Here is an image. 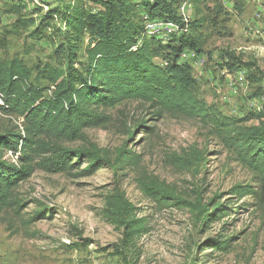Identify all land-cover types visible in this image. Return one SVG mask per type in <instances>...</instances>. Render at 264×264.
<instances>
[{
	"label": "rangeland",
	"instance_id": "374dc122",
	"mask_svg": "<svg viewBox=\"0 0 264 264\" xmlns=\"http://www.w3.org/2000/svg\"><path fill=\"white\" fill-rule=\"evenodd\" d=\"M60 2L0 0V31L17 18L3 13L8 5L23 4L26 11L37 12L39 20ZM198 10L192 4L189 20L208 18L201 29L204 52L182 55V61L193 68L198 95L227 116L264 113V0H204ZM138 13L143 16L141 10ZM57 24L40 38L27 37L32 28L12 34L3 56L22 57L29 66L45 61L59 65L55 51L64 36ZM227 52L255 62L256 68L229 71L223 62ZM163 58L160 52L155 61L164 65ZM251 74L262 81L252 82ZM105 115L108 119L102 125L86 128L82 137L62 143L71 149L96 146L110 164L86 177L37 170L20 183L14 195L17 207L0 215V264H264L262 212L251 196L230 193L237 184L252 183V174L236 161L211 125L196 118L154 116L137 100L118 103ZM258 123L253 119L244 124ZM16 124L22 126L21 117L0 112V130ZM195 149L206 153L199 172L187 168L182 159ZM130 153L135 157L126 161ZM6 157L16 161L10 151ZM86 166L83 161L82 168ZM151 179L187 198H193L198 187L204 202L215 198L228 204L231 213L205 230L190 208L157 206L145 189ZM117 191L138 207L137 215L145 218L148 229L125 260L114 254L122 229L103 212L107 198ZM40 213L44 217L32 221ZM225 236H235L229 249H206L212 244L209 238Z\"/></svg>",
	"mask_w": 264,
	"mask_h": 264
},
{
	"label": "trees",
	"instance_id": "16d2710c",
	"mask_svg": "<svg viewBox=\"0 0 264 264\" xmlns=\"http://www.w3.org/2000/svg\"><path fill=\"white\" fill-rule=\"evenodd\" d=\"M60 1L39 20L37 12L26 11L23 4H11L3 10L17 18L0 31V112L21 117L22 126L0 130V215L17 207L15 189L37 170L86 177L110 164L96 146L71 149L62 142L74 141L82 137L86 128L102 125L108 119L107 109L126 100H137L154 116L196 118L211 125L236 161L252 174V183L237 184L230 193L240 198L251 196L264 220V113L251 112L242 118L223 114L198 95L193 68L182 61L186 52L198 56L204 52L201 29L208 18L185 22L179 9L193 4L198 10L204 0ZM149 18L175 21L180 32L162 37L165 41L147 37L145 22ZM57 23L64 36L55 51L59 65L45 61L29 66L22 57L3 56L12 34L32 28L27 37L40 38L47 29H55ZM160 52L164 54V65L155 61ZM226 55L224 67L231 72L256 68L255 62L244 61L235 53ZM250 78L254 83L262 81L255 74ZM42 80L46 83L42 84ZM253 119L259 123L244 124ZM9 151L15 162L6 157ZM134 157L130 153L125 159L131 161ZM182 159L195 172L207 161L206 153L197 149ZM83 161H87L84 168ZM145 189L159 207L190 208L205 230L231 213L228 204L217 203L215 198L204 202L198 187L193 189V198L179 195L157 179H151ZM103 212L110 223L122 229L114 254L125 260L137 248L139 236L148 231L147 222L138 217V207L120 191L107 198ZM44 215L40 213L32 221ZM234 238H209L212 244L206 249L225 251Z\"/></svg>",
	"mask_w": 264,
	"mask_h": 264
},
{
	"label": "bare ground",
	"instance_id": "6f19581e",
	"mask_svg": "<svg viewBox=\"0 0 264 264\" xmlns=\"http://www.w3.org/2000/svg\"><path fill=\"white\" fill-rule=\"evenodd\" d=\"M191 8H192L191 5L185 4L182 6L181 9H179L180 14L185 22L190 21L189 14L191 12L190 11ZM170 26H176V27H170ZM177 32H180L179 26L175 21L172 20H161V19L152 20V18L151 19L149 18L145 22V35L147 37L161 36L167 38L171 34Z\"/></svg>",
	"mask_w": 264,
	"mask_h": 264
},
{
	"label": "built area",
	"instance_id": "2783aa9c",
	"mask_svg": "<svg viewBox=\"0 0 264 264\" xmlns=\"http://www.w3.org/2000/svg\"><path fill=\"white\" fill-rule=\"evenodd\" d=\"M190 13H192V12H190ZM170 27H176V26H170ZM191 54H193V55H195L194 53H191ZM187 56H189V54H185L184 55V58H186ZM196 56V55H195ZM198 61V60H197ZM0 100H1V98H0Z\"/></svg>",
	"mask_w": 264,
	"mask_h": 264
}]
</instances>
